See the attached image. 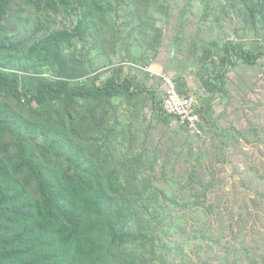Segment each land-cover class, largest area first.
I'll return each instance as SVG.
<instances>
[{"label":"rangeland","instance_id":"obj_1","mask_svg":"<svg viewBox=\"0 0 264 264\" xmlns=\"http://www.w3.org/2000/svg\"><path fill=\"white\" fill-rule=\"evenodd\" d=\"M129 1L106 21L123 31L124 46L110 45L106 39H112L106 32L96 44L92 37L76 42L72 51L82 59H88L86 55L91 58L89 77L97 76V83L123 69L118 79L132 81L140 94L133 105L123 99L111 103L87 100L78 112L61 103L57 112L60 124H65L64 138L72 137L82 149V164L98 169L106 180L116 171L126 194L139 207L143 205L134 223L148 226L154 243L147 241L137 252L150 262L264 264V57L252 66L219 68L224 44L239 43L254 52L263 49L264 19L247 26L239 0L224 1L222 6L219 0H160L167 7L161 11L151 0H139L145 4ZM56 19L57 15L39 11L35 0H13L4 24L14 40L23 41L40 22L51 32L61 30L63 24ZM50 21L53 23H46ZM142 23L147 26L145 35ZM155 30L162 31L157 56ZM98 43L99 48H95ZM30 47L28 43L8 55L10 66L15 65L10 71L29 81L39 76L54 79L55 71L39 62L38 56L28 59ZM207 49L217 63L206 71L201 57ZM2 56L0 62L4 61ZM220 71L225 74L223 80L218 79ZM165 75L176 81L180 95L193 98L200 106L211 105L212 109L200 113L196 128L181 118H172L169 123L156 118L161 111L155 109L163 108ZM208 79L221 88L212 96L202 86ZM154 90L158 94L155 102ZM36 105L33 103V108ZM30 109L15 108L20 113L18 124L22 123L17 126L18 133L26 130V119L42 123L43 115ZM71 116V127L88 135L73 137ZM15 118L1 104L0 120L12 122ZM1 135L4 132L0 131V139ZM6 139L17 143L13 134H7ZM50 143L54 150L46 159L53 167L65 146L62 139ZM40 145L39 136L29 142V149L39 157ZM5 179L0 180V186L15 193L27 192L32 194L30 200L36 199L34 184L24 176Z\"/></svg>","mask_w":264,"mask_h":264},{"label":"trees","instance_id":"obj_2","mask_svg":"<svg viewBox=\"0 0 264 264\" xmlns=\"http://www.w3.org/2000/svg\"><path fill=\"white\" fill-rule=\"evenodd\" d=\"M127 1L35 0L39 11L57 15L56 22L61 21L63 27L51 32L49 27L45 28V23L40 22L28 40L20 41L8 34L4 24L9 19L13 0H0V56L5 55L4 61L0 62V109L4 104L16 115L12 122L0 120V131L4 132L0 139V180L24 176L28 183L34 184L37 196L32 201L29 199L32 194L15 193L8 186H0V264H154L143 253L137 252L147 241L154 243L150 228L140 221L134 223L143 205L139 207L138 202L126 194V187L119 182L116 171H112L106 180L98 169L82 164V149L74 144L72 137L64 138L67 135L63 132L65 124H60L57 112L61 103H67L78 112L82 102L87 100L111 103L123 99L133 105L139 96L132 81L118 79L117 75L123 69L97 83V76L89 77L91 58L86 55L89 60L82 59L72 51L76 42H85L92 37L96 44L106 32L112 39H106L110 45L124 46L126 36L123 31L116 29L114 24L109 26L106 21H111L113 14L118 15L119 9L124 8L122 4ZM151 1L160 11L161 8L167 9L160 0ZM224 1L229 0H219V5L222 6ZM132 2L145 4L139 0ZM238 3L243 5L247 26L250 27L252 21L264 19V0H239ZM135 16L141 19L139 12ZM141 26L145 35L146 23ZM161 42L162 31L156 33L155 30V56ZM28 43L31 46L28 59L33 61L38 56L39 62L55 71L54 79L39 76L30 77L29 81L18 72L10 71L15 65L10 66L8 55L20 51L21 46ZM216 45L219 48L220 45ZM222 47L221 70L226 65L252 66L258 58L264 57V47L257 52L245 49L239 43ZM95 48H99V43ZM210 56L211 49H207L201 57L206 71L210 64L217 63ZM217 76L221 80L225 78L223 71ZM202 86L210 96L221 89L210 79L203 80ZM153 94L155 102L157 91L154 90ZM8 100L16 103H4ZM33 103L38 107L33 108ZM201 106V114L212 109L210 104ZM16 107L43 115L42 123L35 122V119L30 123V119H26V130L20 129L21 135L17 131V126L22 123L18 124L20 113ZM155 111H161L156 118L164 122L177 119L166 114L160 106ZM73 118L71 116L69 126L73 137L88 135V132L71 127ZM7 134L15 135L17 143L8 142ZM37 136L41 138L40 157L29 149L30 140ZM52 139L53 142L62 139L65 146L59 151L58 165L53 167L46 159V154L54 150L50 143ZM136 197L137 200L140 198ZM155 257L158 258L157 255Z\"/></svg>","mask_w":264,"mask_h":264},{"label":"built area","instance_id":"obj_3","mask_svg":"<svg viewBox=\"0 0 264 264\" xmlns=\"http://www.w3.org/2000/svg\"><path fill=\"white\" fill-rule=\"evenodd\" d=\"M163 85L165 87V97L163 100V111L168 115L181 118L184 124L191 128H196L200 122V109L202 106L189 96H182L176 88V81L165 75Z\"/></svg>","mask_w":264,"mask_h":264}]
</instances>
